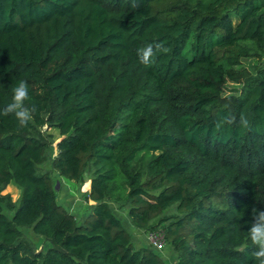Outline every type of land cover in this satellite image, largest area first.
Returning a JSON list of instances; mask_svg holds the SVG:
<instances>
[{"label":"trees","instance_id":"obj_1","mask_svg":"<svg viewBox=\"0 0 264 264\" xmlns=\"http://www.w3.org/2000/svg\"><path fill=\"white\" fill-rule=\"evenodd\" d=\"M137 3L0 0V108L20 80L36 107L26 127L0 115V187L20 189L16 204L0 194V264H166L115 210L160 231L175 264H258L247 229L264 210V0ZM153 41L167 51L145 66L136 50ZM248 56L263 60L249 70ZM43 124L58 133L51 168L89 173L75 214L38 169Z\"/></svg>","mask_w":264,"mask_h":264},{"label":"rangeland","instance_id":"obj_2","mask_svg":"<svg viewBox=\"0 0 264 264\" xmlns=\"http://www.w3.org/2000/svg\"><path fill=\"white\" fill-rule=\"evenodd\" d=\"M263 58L255 59L254 57H242L240 59L241 64L247 67L249 70H252V66L256 62H260ZM236 84L230 81L224 83L225 91H231ZM39 130L45 134V141L47 144L46 154L42 162L38 164L39 170H48L52 177L53 187L56 189V200L60 203L65 209L73 213H77L79 210V205L83 200V194L88 189V176L89 173L84 170L80 179V182H74L72 180L66 179L60 176L55 170L50 166V158L55 151L54 141L58 136L56 129L46 124H43L39 127ZM50 133V134H49ZM49 134V135H48ZM19 187L12 181L7 182L0 187V194H7L9 200L16 204L19 198ZM60 201V202H59ZM112 208L115 210L113 204ZM3 212L9 216L11 211L2 207ZM118 215L122 218V222L126 225L125 228L127 231H130L132 226L124 219V211L118 212ZM21 233L24 238H26L34 249H40L41 247L46 246V241L39 235L35 234L30 227H21ZM147 228L139 227L136 232L133 234L135 236L132 245L134 247L139 245L148 246V239L146 236ZM177 252L171 248L168 243L164 241L162 249L159 251V255L166 264H175V256Z\"/></svg>","mask_w":264,"mask_h":264},{"label":"clouds","instance_id":"obj_3","mask_svg":"<svg viewBox=\"0 0 264 264\" xmlns=\"http://www.w3.org/2000/svg\"><path fill=\"white\" fill-rule=\"evenodd\" d=\"M131 6L133 8L138 7L137 0H132ZM166 51L167 49L160 42L153 41L137 48L136 53L139 61L148 66L152 63L153 57L157 52ZM37 94L42 95L43 93L40 91ZM29 99V84L24 80H20L12 89L11 102L0 108V115L7 116L11 114L18 121L19 126L26 127L30 123L33 113L36 111L34 105H26L25 102ZM234 121L235 117L233 116L222 117L216 122V128L219 130L224 124H232ZM239 124L242 128L250 127L249 120L243 113L240 115ZM247 231L248 238L252 245L255 246L251 252L252 257L258 264H264V210L257 209L254 206L251 208V221L249 222Z\"/></svg>","mask_w":264,"mask_h":264},{"label":"built area","instance_id":"obj_4","mask_svg":"<svg viewBox=\"0 0 264 264\" xmlns=\"http://www.w3.org/2000/svg\"><path fill=\"white\" fill-rule=\"evenodd\" d=\"M149 246H151L156 251H160L164 245V239L162 234L158 230L148 229L146 232Z\"/></svg>","mask_w":264,"mask_h":264},{"label":"crops","instance_id":"obj_5","mask_svg":"<svg viewBox=\"0 0 264 264\" xmlns=\"http://www.w3.org/2000/svg\"><path fill=\"white\" fill-rule=\"evenodd\" d=\"M60 202V201H59ZM91 202V201H90ZM80 206V205H79ZM69 212H71V211H69ZM118 210H115L114 211V213L118 216V217H120V215H118ZM72 214H75V213H73V212H71ZM124 219L126 220V218H125V216H124ZM120 220H121V222H122V218L120 217ZM122 224L124 225V226H126L123 222H122ZM132 226V225H131ZM132 229L130 230V231H128L129 232V234H130V239H131V241L133 242L134 241V239H135V236L133 235L135 232H136V230L138 229V227H135V226H132L131 227Z\"/></svg>","mask_w":264,"mask_h":264}]
</instances>
